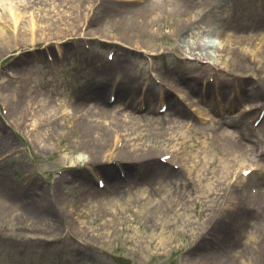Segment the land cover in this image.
I'll use <instances>...</instances> for the list:
<instances>
[{
    "label": "rangeland",
    "instance_id": "obj_1",
    "mask_svg": "<svg viewBox=\"0 0 264 264\" xmlns=\"http://www.w3.org/2000/svg\"><path fill=\"white\" fill-rule=\"evenodd\" d=\"M7 1L4 7L15 11L29 5L22 23L30 25L33 17L47 31L41 41L0 56V193L10 196L0 199L9 210L0 217V264L264 260V245L247 243L251 235L264 240V52L254 55L264 37V0H191L185 12L190 19L213 18L207 34L193 30L174 36L183 25L171 30L167 22L128 40L116 34L123 25L117 22L128 16V4L140 7L147 0H90L81 20H68V0H44L45 7L32 0ZM155 1L162 5L159 17L172 9V0ZM47 16L58 17L55 27L46 28ZM242 36L251 43L237 44ZM198 45L208 49L190 53ZM223 46L252 47L254 53L250 60L236 58L222 52ZM117 55L129 59L128 69L116 74L121 91L104 90L106 112L95 115L99 106L81 97L94 92L96 81L110 80L102 73ZM19 96L27 103L36 97L44 101L52 120L28 117L22 124L20 115L28 110L16 103ZM76 103L91 114L85 116L87 124L110 133L111 145L126 144L129 154L120 155L122 161L110 156L116 147L97 164L86 163L81 152L63 151L74 141L70 118ZM247 103L252 110L242 112ZM222 130L246 137L249 155L234 153L245 162L242 171L230 162V149L224 147L230 141L217 134ZM166 149L173 154L167 159ZM149 152L160 156L152 163L141 161ZM163 170L166 176L154 178ZM239 172L242 178L236 179ZM152 178L159 180L146 183ZM158 187L166 192L155 196ZM41 196L52 204V214L39 215ZM146 197L164 202L163 209L144 215L139 203ZM222 198L232 206L222 207ZM107 202L109 216L102 210ZM31 209L39 219L24 216ZM69 210L79 215L73 222ZM234 252L243 258L226 262Z\"/></svg>",
    "mask_w": 264,
    "mask_h": 264
},
{
    "label": "bare ground",
    "instance_id": "obj_2",
    "mask_svg": "<svg viewBox=\"0 0 264 264\" xmlns=\"http://www.w3.org/2000/svg\"><path fill=\"white\" fill-rule=\"evenodd\" d=\"M32 1L34 3H41V6L45 7V4L43 3L44 0L43 1L42 0H32ZM68 1H70V3H71V6H70V12L71 13L69 16H67L68 20H73L74 16H78L79 19L81 20L82 19V11L84 10L83 8L85 5H87L90 2V0H68ZM7 2H8L7 0H0V5H2L3 11H4L3 13H0V56H3L4 54L10 53L11 51L16 50L20 46H23L27 43H33L36 41V38H38V40L41 41L42 40L41 38L43 37L44 32L47 31L46 29H44V27L39 26L38 23H36V21H34L33 17L30 21V25L22 23L23 15L25 14L24 12L26 9L30 8L29 5L22 6L23 7L22 10L24 12L21 10L15 11L13 8H11L12 6L4 7L5 5L10 4ZM11 3H13V2H11ZM172 3H173L171 5L172 9L167 10V12H165L160 17L156 11H160L162 5L159 6L158 2L155 0H147L140 7H137V4H133V3L128 4L130 7V12H129L128 16L131 15L133 17L130 18V20L127 19L128 16L125 18L120 17L117 24L122 22L121 24L124 25V29L122 30L121 28H123V25L122 26L120 25L121 27L120 28L118 27L119 30L116 31V34L119 37L126 38L128 40L134 34L142 35L143 32L140 30H148L150 32L151 29L159 28L163 23H167V22H169V25L164 24V26H166V28L168 27L169 29L171 28V30L175 29L176 27L180 28V26L183 25V27L180 28V31L176 32L174 34V36H179V35H182L184 33L191 32L193 30L196 31L197 34L202 35L205 33L207 34L208 32H210L212 30V24L210 21L213 20V18H211L210 15H207V17L202 16V18H200L198 20H194V19H196V17H200V16L196 14L197 16L194 19H190V15L185 13V12H188L190 5H193L192 4L193 2L191 0H183V1L172 0ZM17 8H19V7H17ZM57 8H58V5L53 4L52 9L56 10L55 14L57 16L61 17L60 10ZM103 9L104 10H108V9L111 10V9H113V7L108 8V6H105V8H103ZM118 9H121V8H118ZM137 13L140 14L138 17H136ZM30 17H31V15H30ZM56 19L52 20V19H50L49 16H47L46 19L43 18V21L46 24V28L50 29L51 27L52 28L55 27L54 22ZM187 19L189 20V22ZM258 40H259V44L261 45V47L258 49H257V47H254V49L256 50L255 53H254V50L252 47H247V46L245 49L242 48L241 51L232 50L231 48H226V46H223L222 47L223 49L221 51L226 53V54H228V53L233 54L234 56H236V58L243 57L244 59L250 60V59H252L253 53H254V55H256V54L261 55L264 52L263 51L264 50V37L260 38ZM250 41H251L250 38L242 36V37H238L236 42L239 45L240 44L244 45V44H250L251 43ZM227 47H228V45H227ZM206 49H208V48H204L201 45H198L195 48H192V49L190 48L189 51H190V53L193 54L197 50L206 52ZM174 50L178 51L176 48ZM242 50H245V51H242ZM215 52H219V51L215 50ZM205 57H207V54H205V56L203 58L199 59V61H205L206 60ZM110 60H111V62H109V63L106 62V64H107L106 70L108 72L102 73V74H105V76L108 75V78L110 77L109 78L110 80H107V78H105V79L96 81V83L93 84V86L91 87L92 89H94V92H92L91 90H88V91H86V94L81 97V98H86V100H89L87 98H90L91 100H93L96 103V105L99 106L95 115L98 114V115L102 116L105 114L106 110H104L102 108V106L105 102L103 99L104 90L105 91L107 90V92H109L112 90V88L116 87V88H118V90L121 91L120 81H117L115 79L116 74L118 72L127 70L129 67L127 65V63L129 62V59L127 57L117 55L113 59H111V57H110ZM108 65L110 67H108ZM93 70H95L94 67H93ZM111 78H114V79H111ZM108 83L110 85H108ZM248 91H250V90H248ZM252 92H253V90H252ZM246 95L250 96L252 94L250 92H248ZM22 98H23V96H21V97L19 96L18 101H16V103L18 102L17 104L19 106L22 102L27 107V110H28L26 113L23 114V113H21L23 106L21 107L20 119H21L22 124H25V120L27 121L28 117L36 118L40 122L52 120V108L47 106L44 103V101L41 102L40 101L41 99L36 97L34 100H28V103H27L26 101H24V99L22 100ZM77 105H78V103H76L75 105L72 106V113H71L72 118H70V123H74V125H73L74 128H70V129H72V133L74 134V141L69 143L70 148H72V149H70L68 147L66 148L65 147L66 145H63V151L67 152L66 153L67 155L75 153V152H81L82 154L86 155V157H87L86 163H89V164L102 163L105 160L104 161L100 160V158L103 157L106 153L110 152L112 148H115L116 147L115 143L113 145H111L110 133L105 128H99L96 126L93 127V126L87 124L85 116L88 117L90 113H87L83 109H80ZM79 105H81V104H79ZM245 106L246 107H244V110L242 112H248V111L252 110L249 107L248 103ZM241 124L245 125L243 123H241ZM223 125H226L227 127H231L234 125L236 126L235 123H227V122H223ZM225 131L226 130H222V131L217 132L218 137L219 138L221 137L222 139H226V140L230 141V143L228 144L229 147L224 146L226 149H230V151L227 153V155L232 158L230 160V162L234 165L233 167L235 169H238V171L239 170L242 171V168L244 167L245 162L238 161V158L235 157V156H237V154H234V153L235 152L237 153L238 151H240L245 156L249 155L248 152L250 150H247L248 146H246L243 143V141L246 139V137L243 134H241V132H239L237 136L233 137L232 135L226 133ZM38 139L41 140L40 137H38ZM41 141H42V143L45 142V140H41ZM125 145H123V147L120 149H118L116 147V151L111 152L110 156L112 158L118 157V159L122 161V159L119 158V156L120 155L123 156V154H129V152L126 151ZM45 147H47V145L44 144L42 146V148H45ZM166 151H167L166 154H164L165 159L173 156L172 152L170 153V151H168L167 149H166ZM159 156L160 155H158V154L149 152L146 157H143L141 159V161L152 163L153 161L156 160L155 158H158ZM127 160H131V159H127ZM228 163L224 164V166L222 167V171L227 169V167L229 165ZM235 169H233V171ZM240 173H242V172H239L238 176H236V179L242 178L241 177L242 175ZM167 174L168 173L165 170L156 171L154 178L155 177H161L162 178V177L166 176ZM154 178L147 179L146 183L153 184V183L157 182V180H159L157 178L156 179H154ZM4 192L0 193V199L10 198L9 194L6 192L4 193ZM165 192L166 191L163 190L161 187H158L154 190L153 194L155 196H159V194L161 195V194H164ZM40 198L42 199L41 205L43 207L41 208L39 215H50V214H52L53 213L52 204L50 202L46 203L45 198H43L42 196ZM126 198L128 199V201L134 202V196L133 195H127ZM146 198L143 199L139 203V205L141 206V212L144 215L145 214L151 215V213L153 211H155V210L160 211L161 209H163V203L164 202L159 201V202L152 203V202H154V200H151L148 197H146ZM149 199L151 202L148 201ZM136 200H137L136 202H138V199H136ZM232 203H233L232 200H225L222 198V202H221V204L223 205L222 207H227V208L231 207ZM165 204H166V202H165ZM165 204H164V206H165ZM110 207H111L110 202H107V204L102 205V210L104 211V214L108 213V210L110 209ZM8 211H9L8 208H6L4 206H0V217L6 216L8 214ZM263 212H264V210H263ZM24 216L30 217L34 221L39 219V217L36 215L34 209H31L29 212L24 214ZM78 216H79L78 213H76L73 210H69V214H68L67 218H68L69 222H73L76 218H78ZM107 216H109V215H107ZM19 217H21V215ZM111 222H113V221H111ZM250 238H252V239H250ZM258 239H259V237L256 238V235L255 236L251 235L247 239V243H249L250 245H254V246H258L259 244L264 245V240L259 241ZM80 252H82V251L80 250ZM83 254L84 253H82V255ZM239 254L240 253H238V252H234L233 254L226 257L225 261L226 262L227 261L232 262L233 260L238 261V260L242 259L243 257ZM83 256L85 257V254ZM247 260L245 259L244 264H264V260H262V259L254 260V261H252L250 259H247Z\"/></svg>",
    "mask_w": 264,
    "mask_h": 264
}]
</instances>
